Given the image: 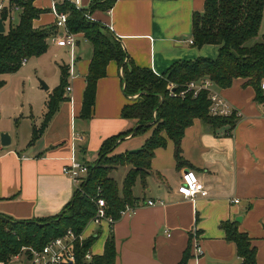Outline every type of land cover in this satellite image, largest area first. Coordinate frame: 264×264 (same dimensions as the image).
<instances>
[{"label": "crops", "instance_id": "crops-1", "mask_svg": "<svg viewBox=\"0 0 264 264\" xmlns=\"http://www.w3.org/2000/svg\"><path fill=\"white\" fill-rule=\"evenodd\" d=\"M51 1H32L42 11L33 19V27L53 25ZM73 1L78 8L88 10L94 0ZM204 1L115 0L110 9H91L89 16L118 37L134 65L161 74L177 61L216 57L218 45L197 48L189 42L193 15L203 11ZM262 34L264 9L257 39ZM53 47L67 49L69 59L64 66L68 69L69 47ZM73 55L72 75L66 77L71 89H64V99L37 139L32 141V131L40 126L30 123L26 140L8 130L10 143L0 148V213L13 219L59 214L75 190L72 179L63 173V166L71 157L81 164H94L106 139L138 125L137 120L121 115L122 107L136 97L125 95L115 60L107 63L105 76L97 80L91 117L81 116L91 58V45L82 33L76 35ZM59 81L60 77L53 89ZM245 81L235 78L227 88L214 87L239 113L230 132L225 133L227 126L213 129L200 119H193L180 141V164L177 165L170 139L164 147L154 150L147 174L144 179L137 178L132 187V212L121 215L111 226L105 221L85 226L83 237H94L88 248L92 256L102 254L111 233L115 264H179L185 250H189L185 264H239L235 243L226 239L220 225L234 221L240 232L252 238L257 263L264 264V99L257 100L254 88ZM53 89L43 100L46 110ZM46 110L38 118L40 125ZM148 133L122 136L112 150L115 148L117 154L137 150L144 145ZM121 168L124 178L130 166L112 170L110 176L115 181L113 173ZM186 169L195 172L207 195L188 199L178 193ZM123 178L116 181L120 195ZM150 200L154 204H147ZM193 231L203 251L199 256L193 255L190 246Z\"/></svg>", "mask_w": 264, "mask_h": 264}, {"label": "trees", "instance_id": "trees-1", "mask_svg": "<svg viewBox=\"0 0 264 264\" xmlns=\"http://www.w3.org/2000/svg\"><path fill=\"white\" fill-rule=\"evenodd\" d=\"M33 0H16L22 7L18 21L0 32V88L3 74L13 73L27 60L43 54L48 48V39L54 33V25L33 27V19L42 12L32 4ZM57 8L68 14L67 27L73 33H82L91 45V58L85 87L82 94L81 116L91 117L95 101L97 80L105 76V68L110 60H115L122 69L125 95L138 96L133 102L122 107L124 118L137 120L138 125L127 132L106 139L99 150L98 160L88 165L82 182L75 187L71 200L62 211L52 217L17 220L0 213V260L21 252L22 247L40 248L67 229L81 232L95 214L96 199L105 202L106 213L115 221L121 216L119 211L126 204L134 205L132 187L137 178L144 179L150 168L154 150L164 147L167 139L174 144L177 165L182 162L180 141L184 130L193 119H200L213 129L227 126L230 132L236 116L214 117L208 113V92L204 89L196 95L189 91L184 96L169 95V84L177 93L190 81L209 79L214 87L227 88L235 78L245 79V83L255 90L257 100H263L260 82L264 79V34L259 36L264 0H205L203 11L194 13L192 18V44L218 45L215 58L198 57L191 61H177L166 72L156 75L146 68H140L128 59L127 54L115 35L103 24L86 18L91 9H110L115 0H94L90 9L76 8L64 0H55ZM253 41V42H252ZM67 67L60 66V81L49 95L47 110L40 127L32 131V141L43 131L48 121L64 99L67 85ZM138 99V100H137ZM151 129L144 145L125 154L109 155L113 146L122 136H131ZM123 165L130 169L122 181L121 195L110 172ZM221 228L225 237L235 243L239 264H258L256 247L252 238L240 232L236 222L224 221ZM94 237L86 239L77 249L74 264H115V247L112 234L104 243L102 254L94 255L90 261L84 260V253ZM189 249V247H188ZM28 257V252H25ZM189 250H185L179 264H185Z\"/></svg>", "mask_w": 264, "mask_h": 264}, {"label": "built area", "instance_id": "built-area-1", "mask_svg": "<svg viewBox=\"0 0 264 264\" xmlns=\"http://www.w3.org/2000/svg\"><path fill=\"white\" fill-rule=\"evenodd\" d=\"M73 4L76 8L78 6L73 0H64ZM22 10V7L16 2V0H0V19L6 29L8 25H13L18 21V16ZM50 11L53 15V25L55 31L50 35L54 44L57 46H68L70 49V62L68 64V75H72L73 70V59L74 58V48L76 45V35L77 33L71 32L67 27L68 14L57 8L55 0L51 1ZM86 18L90 19L88 13L85 14ZM115 38L118 37L115 35ZM192 43V39L189 41ZM27 58H23L20 62V66L25 65ZM120 74L122 75V69L120 68ZM158 75L157 73H155ZM173 84H169V95L171 96H184L187 92L191 91L194 95L198 93L201 89L208 92L209 106L208 113L211 116L218 117H228L230 115H235L236 117L239 113L224 99L218 92H216L213 83L209 79H203L201 81H190L186 84V87L174 93L172 91ZM260 88L262 90V96L264 98V79L260 82ZM71 86L67 84L65 86V91L69 92ZM135 97V96H134ZM2 145L0 144V148ZM63 173L69 176L75 187H77L85 177L88 171V165L81 164L77 162L73 157H71L70 162L63 166ZM178 193H180L184 198L193 199L196 195H207L206 188L199 182L197 175L193 170L186 169L181 175V182L177 187ZM96 210L95 214L90 218L88 223H93L95 225L100 224L105 221L109 226L113 225L115 220L107 215L105 202L102 198L96 199ZM237 202V200H235ZM147 204L152 205L154 201H147ZM134 205L126 204L123 209L119 211L120 215L130 213L134 210ZM87 223V224H88ZM85 228V227H84ZM82 232L76 233L72 229H67L62 235L54 237L48 240L44 246L40 248L34 247H22L21 252L10 257L8 261L0 260V264H9V262L19 263V264H74L77 259V249L82 246L83 242L88 239L84 238ZM190 246L194 256H199L202 254V248L199 244L198 239L193 233H191ZM28 252V257L25 256V252ZM92 255L87 249L84 253V260L90 261ZM23 258L26 263L23 262Z\"/></svg>", "mask_w": 264, "mask_h": 264}, {"label": "rangeland", "instance_id": "rangeland-1", "mask_svg": "<svg viewBox=\"0 0 264 264\" xmlns=\"http://www.w3.org/2000/svg\"><path fill=\"white\" fill-rule=\"evenodd\" d=\"M259 37V36H258ZM253 42V41H252ZM52 38L48 39L47 50L37 57H31L27 63L13 73L3 74L4 81L0 88V133L17 132L22 140H26L30 131V123L40 126L39 116L46 110L44 99L48 97V90L58 82L60 77L59 67L69 59L67 49L54 48ZM42 82L48 86V90L41 88ZM40 92V95H38ZM137 97V94H134ZM26 118V119H25ZM24 119V120H23ZM150 129L135 135L140 137ZM115 149V148H114ZM112 150L109 155L117 154ZM120 150V148H118ZM115 151V152H114ZM123 168L116 169L114 177L117 182L123 178ZM23 262L26 260L23 258ZM9 264H18L9 262Z\"/></svg>", "mask_w": 264, "mask_h": 264}, {"label": "water", "instance_id": "water-1", "mask_svg": "<svg viewBox=\"0 0 264 264\" xmlns=\"http://www.w3.org/2000/svg\"><path fill=\"white\" fill-rule=\"evenodd\" d=\"M4 31H5V28H4L3 23H2V21L0 19V32L2 33ZM42 87L44 89H48V86L45 83H43V82H42ZM9 143H10V136H9V134L7 132L0 133V144L2 146H6Z\"/></svg>", "mask_w": 264, "mask_h": 264}]
</instances>
